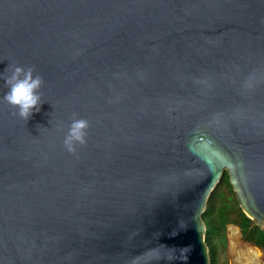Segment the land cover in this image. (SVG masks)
<instances>
[{
  "label": "water",
  "instance_id": "95a60500",
  "mask_svg": "<svg viewBox=\"0 0 264 264\" xmlns=\"http://www.w3.org/2000/svg\"><path fill=\"white\" fill-rule=\"evenodd\" d=\"M225 173L264 231V0H0V264H211Z\"/></svg>",
  "mask_w": 264,
  "mask_h": 264
},
{
  "label": "trees",
  "instance_id": "16d2710c",
  "mask_svg": "<svg viewBox=\"0 0 264 264\" xmlns=\"http://www.w3.org/2000/svg\"><path fill=\"white\" fill-rule=\"evenodd\" d=\"M223 186L227 187V193L219 191ZM203 219L207 228L206 242L210 250L211 264H219V252L227 247L226 231L230 224L240 227L245 242L264 250V231L259 229L240 208L227 173L212 193ZM230 238L238 240V235L233 229H231Z\"/></svg>",
  "mask_w": 264,
  "mask_h": 264
},
{
  "label": "clouds",
  "instance_id": "9594fccd",
  "mask_svg": "<svg viewBox=\"0 0 264 264\" xmlns=\"http://www.w3.org/2000/svg\"><path fill=\"white\" fill-rule=\"evenodd\" d=\"M10 67L6 69L9 72ZM32 68L24 69L16 66L11 69L10 75L4 78L8 88L4 95V101L12 108L18 110V116L28 120L33 112H39L42 104V97L39 94L43 85V79L33 74ZM88 122L84 119H73L69 126L67 135L64 138V145L69 152H74V145H83L86 142Z\"/></svg>",
  "mask_w": 264,
  "mask_h": 264
},
{
  "label": "rangeland",
  "instance_id": "374dc122",
  "mask_svg": "<svg viewBox=\"0 0 264 264\" xmlns=\"http://www.w3.org/2000/svg\"><path fill=\"white\" fill-rule=\"evenodd\" d=\"M220 192L227 193V187H222ZM237 225L230 224L227 226V247L219 252V264H252L253 262L260 261L263 254L247 245V242L243 240L242 232L240 231V239ZM231 229L236 231L238 235V240L235 238H230ZM264 253V250H262Z\"/></svg>",
  "mask_w": 264,
  "mask_h": 264
},
{
  "label": "bare ground",
  "instance_id": "6f19581e",
  "mask_svg": "<svg viewBox=\"0 0 264 264\" xmlns=\"http://www.w3.org/2000/svg\"><path fill=\"white\" fill-rule=\"evenodd\" d=\"M237 228V227H236ZM238 229V228H237ZM239 230V229H238ZM240 232V230H239ZM263 254V253H262ZM264 256V254H263ZM252 264H264V257H262V259L260 261H256V262H253Z\"/></svg>",
  "mask_w": 264,
  "mask_h": 264
}]
</instances>
